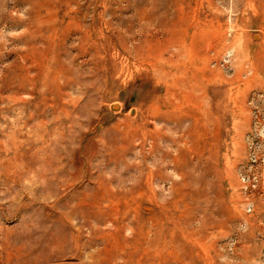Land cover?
<instances>
[{"label": "rangeland", "instance_id": "rangeland-1", "mask_svg": "<svg viewBox=\"0 0 264 264\" xmlns=\"http://www.w3.org/2000/svg\"><path fill=\"white\" fill-rule=\"evenodd\" d=\"M0 264H264V0H0Z\"/></svg>", "mask_w": 264, "mask_h": 264}]
</instances>
